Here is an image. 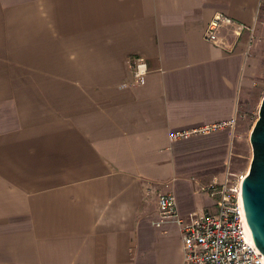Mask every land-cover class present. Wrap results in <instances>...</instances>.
I'll list each match as a JSON object with an SVG mask.
<instances>
[{
    "label": "crops",
    "instance_id": "1",
    "mask_svg": "<svg viewBox=\"0 0 264 264\" xmlns=\"http://www.w3.org/2000/svg\"><path fill=\"white\" fill-rule=\"evenodd\" d=\"M262 2L0 0V264H183L157 196L171 192L191 220L214 210L211 177L239 171ZM216 12L228 20L214 44L204 32Z\"/></svg>",
    "mask_w": 264,
    "mask_h": 264
},
{
    "label": "built area",
    "instance_id": "2",
    "mask_svg": "<svg viewBox=\"0 0 264 264\" xmlns=\"http://www.w3.org/2000/svg\"><path fill=\"white\" fill-rule=\"evenodd\" d=\"M226 20L228 17L224 13H214L207 23L205 38L214 44L219 43L217 31ZM127 64L132 74V84L142 83L147 71L143 58L129 57ZM227 124L232 125L233 120L175 130L170 133V138L208 133ZM246 171L226 168L220 175L212 176L203 190L213 199L214 210L195 214L191 220H184L177 214L171 192L158 194L156 204L160 219H172L179 226L183 264H264V254L252 238L241 200L240 183Z\"/></svg>",
    "mask_w": 264,
    "mask_h": 264
},
{
    "label": "water",
    "instance_id": "3",
    "mask_svg": "<svg viewBox=\"0 0 264 264\" xmlns=\"http://www.w3.org/2000/svg\"><path fill=\"white\" fill-rule=\"evenodd\" d=\"M251 159L240 183L242 205L252 238L264 254V97L249 133Z\"/></svg>",
    "mask_w": 264,
    "mask_h": 264
},
{
    "label": "rangeland",
    "instance_id": "4",
    "mask_svg": "<svg viewBox=\"0 0 264 264\" xmlns=\"http://www.w3.org/2000/svg\"><path fill=\"white\" fill-rule=\"evenodd\" d=\"M261 18L264 19V2L260 7ZM256 54L259 57V70L254 83L246 88L240 97V104L236 116V131L238 139L235 143V156L232 162V169L247 170L251 159V146L249 133L258 117V108L262 97H264V32L256 41Z\"/></svg>",
    "mask_w": 264,
    "mask_h": 264
}]
</instances>
